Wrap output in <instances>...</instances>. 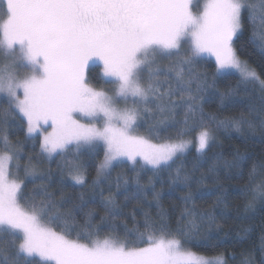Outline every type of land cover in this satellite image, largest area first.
Listing matches in <instances>:
<instances>
[{
    "label": "snow or ice",
    "instance_id": "snow-or-ice-1",
    "mask_svg": "<svg viewBox=\"0 0 264 264\" xmlns=\"http://www.w3.org/2000/svg\"><path fill=\"white\" fill-rule=\"evenodd\" d=\"M3 5L0 264H227L223 254L205 256L191 250L193 221L183 226L178 221L173 228L146 216L143 231L141 222L133 229H127L125 222L128 234L136 236L134 242L121 240L113 234L115 229L101 238L104 217L100 224L89 223L76 231L79 226L72 210L52 211L50 200L25 196L27 182L50 180L51 171L38 173L32 157L22 166V141L13 142L9 129L22 131L24 142L31 140L35 145L38 141L42 156L63 157L62 167L69 169V177L78 185L86 183L79 162L82 149L94 159L102 147L104 157L94 181L98 185L99 177L107 178L116 163L125 159L133 166H150L158 175L193 146L197 153H205L215 142L213 128L241 132L247 126L254 134L258 127L264 135L262 116L257 123L244 116L217 120L206 112L203 93L215 81L209 84L207 73L197 68L205 55L212 56L216 77L237 76L246 89L258 85L261 106L251 110L264 114V74L243 59L236 47L242 40L241 50L250 46L264 57V22L258 29L256 4L252 0H3ZM259 11L264 17V8ZM245 20L251 25L247 38ZM157 57L169 60V66L162 67ZM97 63L102 66L97 78L113 86L112 94L90 83ZM229 95L223 94L221 102ZM121 100L125 107L118 106ZM129 100L132 106H127ZM154 112L166 114L157 122L159 142L137 132L144 116ZM169 128H175V134L159 138ZM69 154L74 158L69 159ZM255 172L254 167L248 187L253 201L264 202V180L253 187ZM175 179H181L179 171ZM183 179L187 186L190 177ZM120 184L117 177V187ZM148 188L158 200L154 181L145 186L137 179V193ZM183 199L187 203L193 193ZM103 204L110 217L122 215L111 195L104 197ZM187 216L194 217L193 211L185 209L180 220ZM201 218L213 221L207 213ZM196 246L215 248L206 241Z\"/></svg>",
    "mask_w": 264,
    "mask_h": 264
},
{
    "label": "trees",
    "instance_id": "trees-1",
    "mask_svg": "<svg viewBox=\"0 0 264 264\" xmlns=\"http://www.w3.org/2000/svg\"><path fill=\"white\" fill-rule=\"evenodd\" d=\"M252 2L255 4L257 0ZM259 2L257 9L260 10L264 8V4L261 0ZM2 8L0 6V9ZM259 10L256 19L258 29L264 22ZM260 19L263 21L260 22ZM250 32L251 25L245 20L244 37L247 38ZM242 43V40L236 43L240 56L264 74V57L250 46L241 50ZM197 68L207 73L209 84L215 81V86L203 93L206 112L215 115L217 120L238 119L244 116L258 123L257 117H264V114L251 110L252 106L257 110L261 106L258 85H248L246 89L245 85L238 83L237 76L216 77L215 63L206 57L202 58ZM100 71L101 66L96 65L95 70L90 74V83L96 88L112 91L111 85L104 84L97 78V73ZM226 93L230 95L222 103L221 97ZM144 117L147 118V115ZM181 118L182 114L176 117L178 120ZM153 125L144 122L137 132L159 142L156 124ZM150 128L152 131L149 130ZM175 132V128H169L160 132L159 138H166L174 135ZM213 132L215 142L205 153L190 150L176 158L170 167L161 170L158 175H154L150 167L141 168L139 164L133 166L130 161L124 160L116 163L107 178L99 177L98 185L94 181L98 179L97 165L104 157L102 147L94 159L90 158L87 149H82L79 162L83 165L86 183L78 185L70 180L69 169L62 167L63 157L53 156L52 159H48L42 156L40 151H37L38 141L35 145L31 140L24 142L22 131L9 129L10 139L13 142L17 138L22 141L21 165L27 164L28 158L32 157V164L38 173L48 175L51 171L50 180L27 182L24 188L25 196L31 197L34 194L37 201L50 200L54 205L52 211L72 210L75 222L79 226L76 231H80L89 223L100 224L101 217H104L106 226L101 229V238L113 233L115 229L113 234L118 235L121 240L134 242L136 236L128 234L124 227L125 222L127 229H133L136 222H141L140 230L143 231L142 222L146 216L157 222L162 220L173 228L178 226V221L181 226L193 221L195 228L191 231L192 244L189 245L191 250L205 256L223 254L227 264H246V262L262 264L264 202L259 199L253 201L252 190L248 187V183L254 167L256 172L253 187L264 180V135L258 127L253 134L247 126H244L241 132L234 128L227 130L213 128ZM240 156L245 159H239ZM68 158L74 157L69 154ZM178 171L181 179L176 181ZM185 176L190 177L187 186L183 179ZM117 177L121 178L120 187L116 185ZM137 179L145 186H148L150 181H154L155 192L160 193L159 199L153 198L154 192L151 188L146 192L137 193ZM124 180L128 181L127 185H124ZM41 184L44 185L43 189L40 188ZM101 189H103V197L100 195ZM188 192L193 193V199L185 203L183 197ZM109 195L112 196L114 205L122 215L110 217L106 212L103 199ZM250 203L252 207H248ZM185 209L192 210L194 217L187 216L180 220L181 213ZM205 213L213 217L211 224L207 219L201 218ZM3 239L4 247L7 248V237ZM205 241L215 245V248L196 246L203 245Z\"/></svg>",
    "mask_w": 264,
    "mask_h": 264
},
{
    "label": "rangeland",
    "instance_id": "rangeland-1",
    "mask_svg": "<svg viewBox=\"0 0 264 264\" xmlns=\"http://www.w3.org/2000/svg\"><path fill=\"white\" fill-rule=\"evenodd\" d=\"M258 3V4H257ZM256 4V6L257 5H260V2H259V0H257V2L255 3ZM0 6L1 7H4V5H3V0H0ZM194 11H197V9L196 8H194L193 9ZM257 10H259V9H257ZM263 20H261L260 19V22H262ZM258 26H260V25H258ZM204 57H206V58H209V59H211L212 61H214V63H215V60H214V57H212V56H208V55H205ZM157 61L160 63V65L162 66V67H165V68H167L168 66H169V64H170V61L169 60H167V59H160L159 57H157ZM4 61H2V60H0V63H3ZM97 65H99V63H97ZM101 66V65H100ZM101 71H102V66H101ZM100 71V72H101ZM144 75H145V77H147V72H145L144 73ZM161 79H163V76H161ZM145 82H147V80H145ZM113 87V86H112ZM112 87L110 86V89L112 90ZM165 87H166V85H165ZM97 89H103V88H97ZM107 90V89H106ZM108 92H109V94H112V91H109V90H107ZM118 106L119 107H125L126 105H125V102L123 101V100H121V101H118ZM127 106H132V101L131 100H129L128 102H127ZM138 107H140V108H143L144 106L143 105H138ZM149 107H151V108H154V105H149ZM147 115V118L146 117H144L143 119H142V121H141V125L144 123V122H148L149 124H150V126H154L153 124L155 123L156 125V127L158 128V121L159 120H163V119H165V116H166V114H160V113H158V112H154L153 114H146ZM146 118V119H145ZM83 122H85V123H88L89 121H87V120H85V121H83ZM92 123H96L95 121H91ZM153 123V124H152ZM45 127H47V126H45ZM48 130H51L50 128L48 129ZM138 134H140L139 132H138ZM141 135V134H140ZM145 136V135H144ZM154 142H156V141H154ZM37 151L39 150L40 151V149H39V144H37ZM190 150H195L196 151V149H195V147L193 146V147H191L188 151H190ZM187 151V152H188ZM186 152V153H187ZM139 159V158H138ZM126 160V159H125ZM150 167V166H149ZM70 178V177H69ZM70 180H71V178H70ZM72 181V180H71ZM73 182V181H72ZM225 258V257H224Z\"/></svg>",
    "mask_w": 264,
    "mask_h": 264
}]
</instances>
